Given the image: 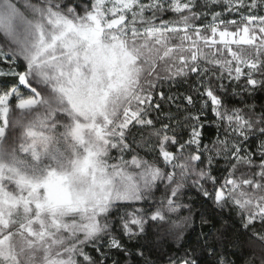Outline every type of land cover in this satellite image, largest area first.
I'll return each instance as SVG.
<instances>
[{
  "label": "snow or ice",
  "instance_id": "1",
  "mask_svg": "<svg viewBox=\"0 0 264 264\" xmlns=\"http://www.w3.org/2000/svg\"><path fill=\"white\" fill-rule=\"evenodd\" d=\"M0 264H264V0H0Z\"/></svg>",
  "mask_w": 264,
  "mask_h": 264
},
{
  "label": "trees",
  "instance_id": "2",
  "mask_svg": "<svg viewBox=\"0 0 264 264\" xmlns=\"http://www.w3.org/2000/svg\"><path fill=\"white\" fill-rule=\"evenodd\" d=\"M209 134H211V132ZM193 238H194V234H193Z\"/></svg>",
  "mask_w": 264,
  "mask_h": 264
}]
</instances>
